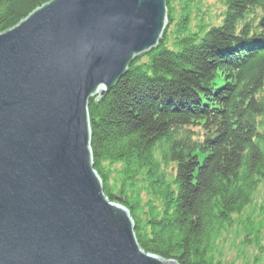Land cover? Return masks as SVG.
I'll list each match as a JSON object with an SVG mask.
<instances>
[{
  "label": "trees",
  "instance_id": "1",
  "mask_svg": "<svg viewBox=\"0 0 264 264\" xmlns=\"http://www.w3.org/2000/svg\"><path fill=\"white\" fill-rule=\"evenodd\" d=\"M51 1L0 0V34ZM208 2L168 0L157 48L91 100L95 170L145 252L264 264V0Z\"/></svg>",
  "mask_w": 264,
  "mask_h": 264
},
{
  "label": "water",
  "instance_id": "2",
  "mask_svg": "<svg viewBox=\"0 0 264 264\" xmlns=\"http://www.w3.org/2000/svg\"><path fill=\"white\" fill-rule=\"evenodd\" d=\"M167 1L53 0L0 34V264H177L105 194L89 116L157 48Z\"/></svg>",
  "mask_w": 264,
  "mask_h": 264
},
{
  "label": "rangeland",
  "instance_id": "3",
  "mask_svg": "<svg viewBox=\"0 0 264 264\" xmlns=\"http://www.w3.org/2000/svg\"><path fill=\"white\" fill-rule=\"evenodd\" d=\"M220 0H209L208 4L210 3L211 5L214 6V8H216L213 12H215L216 14H218L221 10V4L219 3Z\"/></svg>",
  "mask_w": 264,
  "mask_h": 264
}]
</instances>
